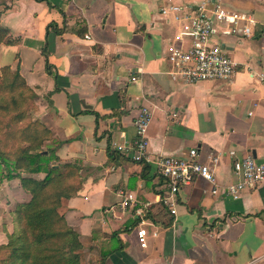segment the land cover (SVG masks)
<instances>
[{"label": "crops", "instance_id": "1", "mask_svg": "<svg viewBox=\"0 0 264 264\" xmlns=\"http://www.w3.org/2000/svg\"><path fill=\"white\" fill-rule=\"evenodd\" d=\"M6 1L1 23L17 42L0 46V71L19 67L37 94L31 117L52 133L47 146L60 164L83 169V187L61 213L94 263L108 255L106 264H264V183L237 199L226 191L241 180L236 160L264 163V0H225L253 17L254 36L225 35L217 25L213 42L234 60L236 74L197 84L169 75L177 25L160 8L202 0ZM144 108L152 116L150 158L182 157L193 148L203 162L219 158L215 183L199 178L182 190L176 216L159 200L155 168L116 148L134 142ZM131 193L138 202L123 209ZM30 198L18 178L1 183L0 245L13 230L10 212ZM142 226L149 231L145 249L136 234Z\"/></svg>", "mask_w": 264, "mask_h": 264}, {"label": "trees", "instance_id": "2", "mask_svg": "<svg viewBox=\"0 0 264 264\" xmlns=\"http://www.w3.org/2000/svg\"><path fill=\"white\" fill-rule=\"evenodd\" d=\"M9 8L5 0L0 10V46L17 42L1 23ZM49 28L63 33L54 24ZM47 71L51 74L48 61ZM36 99L19 67L1 69L0 182L18 178L31 198L10 212L13 230L6 231L8 240L0 245V264H83L81 235L61 213L63 201L74 198L82 189L83 169L71 163L60 164L54 149L47 146L52 133L31 117ZM41 173L45 174L43 179L33 177ZM102 256L99 264H106L108 255Z\"/></svg>", "mask_w": 264, "mask_h": 264}, {"label": "built area", "instance_id": "3", "mask_svg": "<svg viewBox=\"0 0 264 264\" xmlns=\"http://www.w3.org/2000/svg\"><path fill=\"white\" fill-rule=\"evenodd\" d=\"M160 14L177 25L174 42L167 48L170 64L169 75L175 81L197 84L205 81H230L236 74V63L219 43L213 42L217 25L224 27L222 33L240 38L254 36L256 21L252 16L230 9L225 0H202L195 5L171 3L160 8ZM264 82V77H262ZM151 112L144 108L135 121L136 137L129 146L117 145V150L130 153L134 162L152 166L158 178V197L171 215H177L178 196L195 180L202 178L215 183V167L218 157H210L208 162L199 159L196 148L190 149L182 157L156 156L150 158L148 152L147 129ZM241 180L227 187V193L234 199L250 187L264 183V163H258L248 156L233 164ZM214 193L217 192L215 188ZM131 193L125 197L121 207L137 203ZM141 248L148 247L149 231L142 226L136 230ZM156 235V234H155ZM154 235V236H155Z\"/></svg>", "mask_w": 264, "mask_h": 264}, {"label": "rangeland", "instance_id": "4", "mask_svg": "<svg viewBox=\"0 0 264 264\" xmlns=\"http://www.w3.org/2000/svg\"><path fill=\"white\" fill-rule=\"evenodd\" d=\"M2 169H3V167H2ZM3 182V181H2ZM2 182H0V185H1V183ZM2 203L0 202V205H1ZM0 209H1V206H0ZM1 211V210H0ZM85 249H83L82 251H81V254H82V258H83V264H95L94 263V257H93V255H92V251H84Z\"/></svg>", "mask_w": 264, "mask_h": 264}]
</instances>
